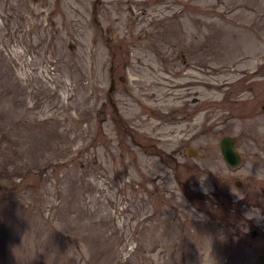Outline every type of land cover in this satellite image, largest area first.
<instances>
[{"label": "rangeland", "instance_id": "rangeland-1", "mask_svg": "<svg viewBox=\"0 0 264 264\" xmlns=\"http://www.w3.org/2000/svg\"><path fill=\"white\" fill-rule=\"evenodd\" d=\"M263 252L264 0H0V264Z\"/></svg>", "mask_w": 264, "mask_h": 264}, {"label": "water", "instance_id": "water-1", "mask_svg": "<svg viewBox=\"0 0 264 264\" xmlns=\"http://www.w3.org/2000/svg\"><path fill=\"white\" fill-rule=\"evenodd\" d=\"M122 79V77H120ZM114 82H110L109 91L113 89ZM219 150L222 159L225 161L227 165L230 167H237L241 162V156L236 149V141L231 136H224L219 141ZM189 154H194L193 150L189 152ZM236 185L239 186L240 182L236 181ZM255 235V232L251 233ZM260 264H264V254L259 256Z\"/></svg>", "mask_w": 264, "mask_h": 264}, {"label": "bare ground", "instance_id": "bare-ground-1", "mask_svg": "<svg viewBox=\"0 0 264 264\" xmlns=\"http://www.w3.org/2000/svg\"><path fill=\"white\" fill-rule=\"evenodd\" d=\"M184 103V102H183ZM181 103V102H176L172 107H174L175 109H180V108H183L184 106H185V104L186 103ZM157 108H159L158 107V105L156 106ZM157 124H154L153 125V128H155V126H156Z\"/></svg>", "mask_w": 264, "mask_h": 264}, {"label": "flooded vegetation", "instance_id": "flooded-vegetation-1", "mask_svg": "<svg viewBox=\"0 0 264 264\" xmlns=\"http://www.w3.org/2000/svg\"><path fill=\"white\" fill-rule=\"evenodd\" d=\"M102 36H103V34H102ZM120 77H121V76H119V79H120Z\"/></svg>", "mask_w": 264, "mask_h": 264}]
</instances>
